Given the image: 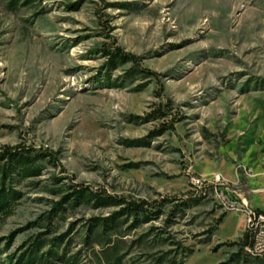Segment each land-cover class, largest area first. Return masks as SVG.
I'll list each match as a JSON object with an SVG mask.
<instances>
[{"label":"rangeland","instance_id":"374dc122","mask_svg":"<svg viewBox=\"0 0 264 264\" xmlns=\"http://www.w3.org/2000/svg\"><path fill=\"white\" fill-rule=\"evenodd\" d=\"M116 45L157 75L111 61ZM5 145L20 154L0 160V264L39 241L34 264L227 260L245 218L214 188L264 210V0H0ZM165 198L153 219L118 204Z\"/></svg>","mask_w":264,"mask_h":264},{"label":"trees","instance_id":"16d2710c","mask_svg":"<svg viewBox=\"0 0 264 264\" xmlns=\"http://www.w3.org/2000/svg\"><path fill=\"white\" fill-rule=\"evenodd\" d=\"M105 55L110 58L111 61H115L117 59H120L122 61L126 62H132L137 68L146 74L149 75H157L156 72L147 69V68H141L139 66V57L131 52L125 51L123 47L116 45L113 48H107L105 51ZM159 115L160 116H166L169 111H165L162 108H159ZM168 122H163V124H166ZM166 126H163L162 129L165 130L167 128H171L173 125L169 124ZM19 145H13V146H8L5 145L1 150H0V160L10 157V158H15L20 154L18 152ZM4 184L2 180V185ZM3 188L0 190V213L6 214L9 212L10 209V204L7 203L6 201L3 200L2 193L5 189ZM170 202L169 199L165 198L161 201L154 200L152 202H148L146 200H139V201H132V200H125V199H120L118 201V204L125 203L124 207L122 208L121 212H124L125 214H130V216H133L136 220H141V219H153L158 216V214L161 213L160 209L158 206H162L163 204H166ZM186 201H182L180 203H174L172 206L171 211L168 214L167 217V222H170L172 217L174 216L173 214L178 212V210L182 209V207H185ZM259 210V209H258ZM264 211V210H263ZM263 211H258V213L263 212ZM123 213V214H124ZM264 213V212H263ZM222 221V217H219L216 225L213 227V229H216L218 224ZM121 225V222L118 221V217H110L106 219H99L93 227V231L91 233L92 238V243L97 242L99 244L106 242H109V239H107V235L109 232L112 230H115L119 228ZM212 229V230H213ZM43 242L39 241L37 243H33V248L31 249V255L28 256V260L26 261V264H34L35 262V257L32 256V254L38 252L40 250V247L42 246ZM232 244H235L237 246H240V249L238 253H233L229 256L227 260L221 261L218 264H234V262L241 260V257L243 255V251L245 250V246L251 244V239L250 235L247 230H245L242 234V237L238 241H234ZM114 248L113 247H106L103 250V255L105 257L106 261H110L111 258H115L112 254H114ZM216 250V248H214ZM248 251V250H247ZM249 252V251H248ZM250 253V252H249ZM251 254V253H250ZM246 252V256L244 257V261H249L248 256H250L251 263L252 264H264V258L258 257V256H252ZM21 258V256H20ZM19 258V259H20Z\"/></svg>","mask_w":264,"mask_h":264},{"label":"built area","instance_id":"2783aa9c","mask_svg":"<svg viewBox=\"0 0 264 264\" xmlns=\"http://www.w3.org/2000/svg\"><path fill=\"white\" fill-rule=\"evenodd\" d=\"M216 180L220 181V177L217 176ZM195 182L201 184L200 179H196ZM214 193L226 208L242 211L245 218V230L248 231L251 239V244L245 246V250H251L252 256L264 258V217L258 214V209L249 207L246 201H233L218 187L214 188Z\"/></svg>","mask_w":264,"mask_h":264},{"label":"bare ground","instance_id":"6f19581e","mask_svg":"<svg viewBox=\"0 0 264 264\" xmlns=\"http://www.w3.org/2000/svg\"><path fill=\"white\" fill-rule=\"evenodd\" d=\"M259 215L264 217V213H258ZM251 253V250H248Z\"/></svg>","mask_w":264,"mask_h":264},{"label":"crops","instance_id":"0c3cea01","mask_svg":"<svg viewBox=\"0 0 264 264\" xmlns=\"http://www.w3.org/2000/svg\"><path fill=\"white\" fill-rule=\"evenodd\" d=\"M244 231H245V229L242 232H244Z\"/></svg>","mask_w":264,"mask_h":264}]
</instances>
